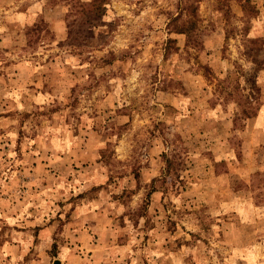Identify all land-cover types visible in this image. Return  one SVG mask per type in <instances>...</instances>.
Segmentation results:
<instances>
[{"label": "rangeland", "instance_id": "rangeland-1", "mask_svg": "<svg viewBox=\"0 0 264 264\" xmlns=\"http://www.w3.org/2000/svg\"><path fill=\"white\" fill-rule=\"evenodd\" d=\"M66 3L0 0V264H264V0Z\"/></svg>", "mask_w": 264, "mask_h": 264}, {"label": "trees", "instance_id": "trees-1", "mask_svg": "<svg viewBox=\"0 0 264 264\" xmlns=\"http://www.w3.org/2000/svg\"><path fill=\"white\" fill-rule=\"evenodd\" d=\"M68 1L66 3L70 10L67 13V16L73 15H79L80 19L83 23H90L92 24L93 20H96L100 17L104 6L106 3H108L109 0H89V1H82V0H63ZM176 32H186L184 28H178L176 29ZM71 30H69V33Z\"/></svg>", "mask_w": 264, "mask_h": 264}, {"label": "water", "instance_id": "water-1", "mask_svg": "<svg viewBox=\"0 0 264 264\" xmlns=\"http://www.w3.org/2000/svg\"><path fill=\"white\" fill-rule=\"evenodd\" d=\"M55 264H59V263H58V261H56V263H55Z\"/></svg>", "mask_w": 264, "mask_h": 264}]
</instances>
